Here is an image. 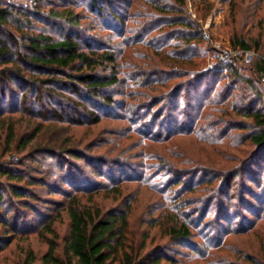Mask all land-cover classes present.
I'll return each mask as SVG.
<instances>
[{
    "label": "trees",
    "instance_id": "1",
    "mask_svg": "<svg viewBox=\"0 0 264 264\" xmlns=\"http://www.w3.org/2000/svg\"><path fill=\"white\" fill-rule=\"evenodd\" d=\"M122 1L87 0V6L101 18L107 15L111 21L120 22L114 5ZM175 1L183 6L184 0ZM72 5L73 0H0V232L7 231L9 237L15 234L20 219L23 220L20 209L32 212L35 209L33 201L48 199L42 198L37 191L47 190L45 194L49 195L59 193L52 176L56 180L58 177L70 179V176L73 179L78 173L85 183L90 176L84 175V169L96 170L100 163L113 166L112 160L104 162L99 156L92 155L98 146L97 139L76 142L73 134H69L71 128L97 125L103 118L118 119L117 113L111 114L114 108L131 113L126 119L132 122H135L133 114L141 117L151 113L154 107H159L154 115L162 116L167 112L166 105L177 98L186 99L189 112L194 103H198V113L194 117L197 119L205 111L209 117L206 123H214V127L228 120L223 137L230 130H247L241 142H249L253 148L234 165V169H229L223 161L234 158L225 153L226 149L218 161L198 159L187 162L192 169L181 170L183 172L174 184L182 187L183 177H196L195 185L201 187V193L213 195L209 206L216 198V188L231 198L229 191L234 186L237 189L243 186L237 200L246 203L247 211L252 212V201L242 198L246 193L258 205L252 215L261 218L264 215V98L258 80L241 76L232 60H219L211 69L197 72L183 67L194 65L192 61L199 55L198 45L202 38L198 24L183 18L162 24L177 27L159 34L161 42L174 41V48H177L170 54L161 55L167 66L139 71L134 80L132 77L124 80L115 64L114 53L98 49L84 37L80 29L82 17ZM158 5L157 11L163 15V4ZM232 46L251 49L241 37H234ZM253 49L258 55L251 64L255 73H262L264 51L259 52L258 42L254 43ZM175 64L180 65L177 71ZM228 77L232 78L231 86L222 85ZM173 79L180 81L169 86L168 82ZM210 80L214 88L208 94L195 92ZM240 81L247 85L244 90L248 87L249 94H244L243 90L232 99L233 86ZM220 83L223 88L218 86ZM122 86L124 89L117 93V88ZM192 91L198 94L197 100L190 95ZM118 94L126 100H118ZM215 113L222 114L224 120H217ZM235 116H241L243 120ZM234 119L236 123L232 122ZM202 131L199 135L206 142L205 147L223 151L219 148L220 137L216 138L212 129L207 127ZM13 153L19 155L20 162L7 159ZM22 159L29 163L27 169L22 168ZM44 163L46 168L42 167ZM187 163L185 167H188ZM53 167L58 169L56 173H52ZM244 179H248L246 186L242 184ZM93 186L89 181L78 192ZM116 191L120 193L118 188ZM168 200L174 212H165L166 222H161L159 227L164 228L171 239L186 240L192 234L187 218H180L178 195L170 196ZM88 201L81 203L75 195L68 200L65 210L69 230L60 254L51 222L44 225V230L52 236L41 255L42 264H157L162 259L169 260L167 252L163 254L157 249L153 250L154 254L152 249L144 251L145 244L136 247L129 241L130 203L103 210L97 202L90 198ZM215 208L218 211L219 208ZM220 211L225 216L226 208ZM206 215L207 212L201 214L198 225L204 224ZM156 223L159 222L153 221ZM33 261L34 256L29 251L23 264Z\"/></svg>",
    "mask_w": 264,
    "mask_h": 264
},
{
    "label": "rangeland",
    "instance_id": "2",
    "mask_svg": "<svg viewBox=\"0 0 264 264\" xmlns=\"http://www.w3.org/2000/svg\"><path fill=\"white\" fill-rule=\"evenodd\" d=\"M158 4H163V15L157 11ZM72 6L82 17L80 29L84 37H87L91 45L95 43L98 49L104 48L114 53L115 64H118L120 77L124 80L129 77L134 80L139 71L167 66L161 55L165 52L170 54L177 48H174V41L161 42L159 34L175 27L162 24L183 18L194 25L198 24L202 36L198 45L199 55L192 61L194 65L183 67L197 72L211 69L219 60H232L241 76L258 80L264 98V72L255 73L251 64L258 55L253 49L254 43L260 45L259 52L264 51V0H184L181 7L175 0H123L114 5L120 15V22L111 21L107 15L99 17L89 10L87 0H73ZM178 30L180 33V26ZM234 37H241L251 45V49L247 50L251 52L250 58L241 49L232 46ZM223 49H229L231 54L228 57L222 56ZM177 65L174 66L175 71L180 67ZM231 80V77L226 78L222 85L231 86ZM179 81L173 79L168 85L173 86ZM222 85L220 83L218 86L221 88ZM245 86L242 81L233 86L231 98L242 94ZM200 88L195 92L206 95L214 85L210 80ZM123 89V86L118 87L117 93ZM195 92L192 91L190 95L197 100L199 96ZM248 92L247 87L244 94ZM118 95V100H126L124 96L122 98ZM194 104L193 110L189 112L186 99L177 98L166 105L165 115L155 116L159 107H154L151 113L141 117L133 114L135 122L126 119L131 113L114 108L111 114L117 113L118 119L103 118L97 125L71 128L69 134H73L76 142L86 143L92 138L97 139L98 146L92 155L99 156L104 162L112 160L113 166L100 163L96 170L84 169V175L90 176L85 183L78 173L73 179L70 176V179L58 177L56 180L52 176L51 180L57 184L59 193L49 195L45 194L47 190H41L43 194L37 191L42 198L48 199L33 201L32 206L36 210L32 212L20 209L23 211V220L20 219L15 234L9 237L7 231L0 232L1 236H6L0 237V264H23L29 251L34 256L31 264H42L41 255L46 251L52 236L44 230L48 221L57 236L55 242L57 253L60 254L69 230L65 208L74 195L81 203H89L90 198L103 210L130 203L129 241L136 247L145 244L144 251L152 249L154 254L153 250L157 249L162 250L163 254L167 252L169 260L162 259L157 264H264V215L259 219L252 215L254 207L257 209L258 205L246 193L242 198L252 201V212L247 211L246 203L237 200L240 194L238 191L242 192L243 186L238 189L234 186L229 191L231 198L222 195L216 188V198L209 206L213 195L201 193V187L195 185L196 177H183L185 183L182 187L174 184L180 178L181 170L192 169L187 162H196L198 159L218 161L226 149L225 153L234 158L223 161H226L229 169H234V165L253 148L249 142H241L247 130H230L223 137L226 132L224 129L229 125L228 120L214 127V123H206L209 117L205 111L196 119L194 114L198 113V103ZM215 116L217 120H224L222 114L215 113ZM235 118L243 120L241 116ZM232 122L236 123V120ZM207 127L216 133V138L220 137L219 148L223 151L205 147L206 142L199 132ZM7 159L20 162L19 155L15 153L8 155ZM22 161V168L27 169L29 163L24 159ZM186 163L188 167H185ZM42 167L46 168L47 164L44 163ZM52 170V173H56L58 169L53 167ZM35 174L38 176V173ZM248 179H244L242 184L246 186ZM89 181L94 186L78 192ZM70 182L71 185L68 184ZM169 184H173L172 187L168 188ZM116 186L120 193H117ZM191 188L194 190L191 191ZM175 195H178L180 202V218H187L192 234L186 240L171 239L165 234L164 228L159 227L161 222H166L165 214L174 212L168 198ZM215 207L219 208L218 211ZM222 208H226L225 216L219 213ZM205 212L204 224L198 225V218ZM153 221L159 223L153 224Z\"/></svg>",
    "mask_w": 264,
    "mask_h": 264
},
{
    "label": "built area",
    "instance_id": "3",
    "mask_svg": "<svg viewBox=\"0 0 264 264\" xmlns=\"http://www.w3.org/2000/svg\"><path fill=\"white\" fill-rule=\"evenodd\" d=\"M241 51H242V53H244V55L246 56V57H251V52H248L247 50H242L241 49ZM221 54H222V56H224V57H228L230 54H231V51L229 50V49H223L222 51H221Z\"/></svg>",
    "mask_w": 264,
    "mask_h": 264
}]
</instances>
